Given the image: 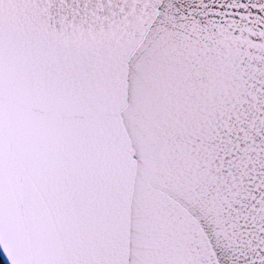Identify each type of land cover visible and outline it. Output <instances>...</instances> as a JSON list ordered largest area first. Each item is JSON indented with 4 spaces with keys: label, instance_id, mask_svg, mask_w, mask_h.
I'll return each instance as SVG.
<instances>
[{
    "label": "water",
    "instance_id": "obj_1",
    "mask_svg": "<svg viewBox=\"0 0 264 264\" xmlns=\"http://www.w3.org/2000/svg\"><path fill=\"white\" fill-rule=\"evenodd\" d=\"M4 264H264V0H0Z\"/></svg>",
    "mask_w": 264,
    "mask_h": 264
},
{
    "label": "trees",
    "instance_id": "obj_2",
    "mask_svg": "<svg viewBox=\"0 0 264 264\" xmlns=\"http://www.w3.org/2000/svg\"><path fill=\"white\" fill-rule=\"evenodd\" d=\"M0 264H4V262L2 261V259L0 258Z\"/></svg>",
    "mask_w": 264,
    "mask_h": 264
}]
</instances>
